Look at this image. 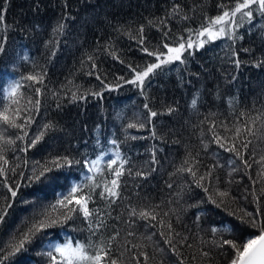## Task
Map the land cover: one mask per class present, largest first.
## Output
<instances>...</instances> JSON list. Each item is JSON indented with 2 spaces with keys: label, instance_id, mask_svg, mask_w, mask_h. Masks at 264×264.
<instances>
[{
  "label": "trees",
  "instance_id": "trees-1",
  "mask_svg": "<svg viewBox=\"0 0 264 264\" xmlns=\"http://www.w3.org/2000/svg\"><path fill=\"white\" fill-rule=\"evenodd\" d=\"M236 2L0 0L4 16L0 110L10 103L8 90L17 81L20 106H28L29 98L40 100L23 140L16 139L22 134L19 129L0 125V131L14 141L4 145L6 175H0V212L6 213L0 223L4 254L9 241L44 219L45 213L62 219L67 210L54 212L51 206L71 187L82 185L87 194L89 177L100 184L113 179L108 161L116 158L117 151L127 161L119 180V198L102 199V188H96L89 202V209L99 210L92 224L103 221L104 227L97 231L77 212L66 223L39 232L4 264H53L47 253L52 251L59 259L56 245H96L117 232L111 248L117 264H229L235 250L220 247L222 241L241 245L259 235V228L245 221L247 213L264 218V161L260 159L264 129L249 137L252 143L243 155L250 167L214 143L210 131L215 124L216 132L231 137L221 123L231 128L248 117L264 119V14L258 6H253L251 21L237 14L236 39L225 36L194 46L182 54L183 62L173 61L150 74L143 87L125 82L134 79L133 68L140 71L157 62L143 48L166 53L163 45L175 46L180 37L187 40V29L193 30L195 41L201 25ZM30 74H44L43 83L24 79ZM148 109L157 116L149 119ZM141 123L145 127H129ZM41 132L42 139L28 147ZM64 157L73 162L65 164ZM57 159L62 167L53 166ZM86 161H98L101 171H89ZM213 165L204 187L182 170L193 167L198 178ZM118 166L119 161L113 168ZM44 167L52 171L36 180ZM6 185L17 191L15 197ZM218 191L229 195L221 198ZM142 211L152 212L156 219H142Z\"/></svg>",
  "mask_w": 264,
  "mask_h": 264
},
{
  "label": "snow or ice",
  "instance_id": "snow-or-ice-1",
  "mask_svg": "<svg viewBox=\"0 0 264 264\" xmlns=\"http://www.w3.org/2000/svg\"><path fill=\"white\" fill-rule=\"evenodd\" d=\"M253 6H258L257 10L264 14V0H237L235 6L231 9H225L222 11L221 15H217L214 18H211L207 24L201 25L200 29L195 31L196 40H192L191 34L193 33L192 29H187L190 33L187 40L184 37H180L177 44L175 46H170L169 44H164L163 47L167 50L164 52H149L147 48H143V51L150 56L156 57L157 62L147 64L142 70L137 71L135 68L132 69L134 73V79L131 81H125L126 83L136 84L137 87H143L144 81L146 78L150 76V74H154L155 70L161 68L162 65L169 64L173 61H182V54L192 49L194 46L203 47L205 43L210 41H214L221 37H229L231 39H236L234 32V27H238L236 17L239 14L242 18H247L249 21L253 18ZM223 7V6H222ZM178 8V6H177ZM177 8H174L173 11H177ZM3 9H0V21H3L4 16L2 15ZM187 19V17H185ZM62 31L63 25L59 26ZM143 28H141V32ZM207 37V39H202V37ZM140 43L143 44V39L140 40ZM245 51H248L245 49ZM4 52L3 44H0V53ZM91 59V57H89ZM235 63L239 66L240 61L236 60ZM131 67V66H129ZM24 79L29 81H33L36 83H43L44 74H36V75H28ZM120 79H123L122 77ZM21 85L19 81L14 82L12 86L8 90V99L10 101L9 104L4 105L3 109L0 110V125H5L8 128L19 129L21 131V135H18L16 139L23 140L27 136V128L32 123V110L35 109L38 111L40 106V100L36 99L33 101L32 99L27 100L28 106H20V98L17 96L18 90ZM36 93L39 94L41 92L40 88H37ZM22 95V94H21ZM94 95H100V93H94ZM77 97L74 95L73 99ZM83 99V97H79ZM193 105H195L196 101L193 100ZM12 105H17V107L13 108ZM146 109L148 105L144 106ZM169 112L174 111V109L169 108ZM22 112L24 115H22ZM149 119L151 117H156L157 113L148 109ZM241 116H246L245 113H241ZM260 122V127H257V122ZM145 127V124L141 123L139 125L129 124V127ZM221 127L224 128L225 132H231L232 136L228 137L227 135L221 136L218 132H216V125L213 124V127L210 131L213 134L214 140L213 142L219 145L220 148L225 149L229 153H234L236 157H238L243 163L248 165V161L244 160V153L247 152L249 145L252 143V140L249 137L257 136L258 133H261V129H264V119L261 116H257L255 118L248 117L243 123H238L233 125V127L229 128L227 124L221 123ZM50 125H44V128H49ZM155 135V131L153 130V136ZM43 132L37 135L28 145V147L35 146V144L42 139ZM237 141H239V147L237 146ZM14 141L10 138H7L4 134V131H0V175H6V169L4 167L7 164V160L4 156V145L5 144H13ZM113 144L116 141H112ZM24 151H27V147H25ZM116 158L108 161V170L111 172L113 179L108 181L107 183H96L94 177H89L88 179L92 180L91 185H87L90 188V191L85 194L83 191L82 185H75L70 188L67 195H65L62 199L58 200L56 205H52V211L60 212L61 209H66L61 213L62 219L56 220L51 219L50 216L45 213L44 219L38 220L28 227L26 231H22L19 233L18 237H13L11 241L5 246L7 248V252L5 253V248H0V264H4V261L9 257L13 256L16 253L24 250L26 244L32 243L33 239L36 235L42 230L52 227L58 223H66L68 220L72 219L73 214L79 212L85 220L89 221L90 227L95 228L97 231L104 227L103 221H99L95 224H92L93 217L96 213L99 212L98 209L91 210L88 205L89 202L93 199V194L96 188H102V191L99 193V196L102 199L113 200L114 198H119V187H120V177L124 174L123 168L124 164L127 163L126 160L121 159V154L119 151L116 152ZM65 164H71L73 161L68 160L67 157L62 158ZM261 161H264V156H261ZM119 161V166L113 168V165L117 164ZM85 163H89L91 167L89 171H101L97 165L98 161H86ZM187 163V162H186ZM198 163V162H197ZM54 167H62L59 159L53 161ZM215 168H210L209 171L200 177H196V172L193 170V167H187L182 169L183 171H187L195 178V183L198 187H204L203 182L206 178L212 177V171ZM52 171V168L44 167L41 169L38 175H35V179L39 180L41 176H44L46 172ZM137 175H142V173H137ZM8 190L11 192V195L15 197L17 195V191L12 188L10 185H6ZM171 187V185H169ZM206 192L207 188L204 189ZM229 194L227 192H219L218 196L221 198L227 197ZM211 199V197H209ZM257 201L259 197H256ZM216 203L215 200L212 201ZM223 202V201H221ZM59 206V207H57ZM259 211V209H257ZM5 212H0V223L3 222ZM132 215H136L135 210L131 213ZM139 216L145 220H155L156 215L152 212L142 211L139 213ZM249 219L245 221V217H241L242 221L249 223L251 226L259 228V235L249 238L246 242L241 245H237L235 242L231 240L222 241L220 247L223 245H229L232 249L235 250L234 257L230 260L229 264H264V218H260L258 216H253L251 213L246 214ZM163 224V221H160ZM167 228L169 230L172 229L171 223L167 224ZM212 231H217V229H212ZM132 235V233H129ZM161 235H164L161 233ZM119 236L117 232L114 236L109 237L107 242L101 241L96 245H86L82 243H76L75 245L72 242H67L62 245H56L54 248V252L59 254V259L53 255L52 251H49L47 255L53 261V264H117V260L112 257L111 248L112 241H114ZM169 237H171V232H169ZM168 244L172 243L171 238L166 240ZM172 251L175 252L176 249L173 247ZM203 256H208V252H202ZM145 261H147L148 256L147 253H143Z\"/></svg>",
  "mask_w": 264,
  "mask_h": 264
}]
</instances>
